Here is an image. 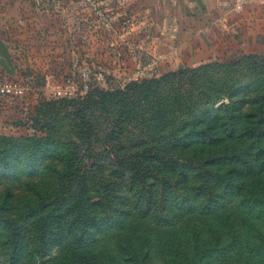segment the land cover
<instances>
[{"label": "trees", "instance_id": "trees-1", "mask_svg": "<svg viewBox=\"0 0 264 264\" xmlns=\"http://www.w3.org/2000/svg\"><path fill=\"white\" fill-rule=\"evenodd\" d=\"M77 5L86 30L101 27ZM117 42L107 48L126 51ZM231 58L57 99L79 121L80 162L48 198H0V262L264 264V82L210 73ZM90 110L111 113L105 131L84 127Z\"/></svg>", "mask_w": 264, "mask_h": 264}, {"label": "crops", "instance_id": "crops-1", "mask_svg": "<svg viewBox=\"0 0 264 264\" xmlns=\"http://www.w3.org/2000/svg\"><path fill=\"white\" fill-rule=\"evenodd\" d=\"M96 1L109 28L86 30L77 0H0V81L34 88L37 78H64L97 51L116 53L107 46L117 41L169 69L264 55V0H246L239 12L233 0Z\"/></svg>", "mask_w": 264, "mask_h": 264}, {"label": "rangeland", "instance_id": "rangeland-1", "mask_svg": "<svg viewBox=\"0 0 264 264\" xmlns=\"http://www.w3.org/2000/svg\"><path fill=\"white\" fill-rule=\"evenodd\" d=\"M127 46L128 50L120 51L121 55L119 52L107 55L97 51L94 59L82 62L73 74L59 78L58 81L66 82L76 78L79 69L88 67L92 72H103L105 88L102 90L118 91L131 82L158 79L183 69H169L152 57L141 55L135 43ZM231 59L236 64L230 68H213L210 73H222L225 79L241 83L254 78H261L264 82V55H255L254 58L236 56ZM151 63L153 67L149 70L148 65ZM45 85L44 78H37L34 88L30 87L24 97L11 101L0 99V198L10 202L15 199L25 201L48 198L50 192L57 188V178L65 165L75 166L80 162L78 159L82 140L79 121L73 115L74 109L57 102ZM224 104L225 101L219 106ZM60 106L63 110L59 109ZM94 111L85 114L83 124L87 123V126L84 127H90L91 124L94 130L105 131L110 125L111 113ZM37 117L47 120L46 130L38 133L28 131L31 120ZM128 146L126 143L124 148ZM25 206L21 204L18 208L23 211ZM23 260L18 264H39L36 258ZM0 264L9 263L1 260Z\"/></svg>", "mask_w": 264, "mask_h": 264}, {"label": "built area", "instance_id": "built-area-1", "mask_svg": "<svg viewBox=\"0 0 264 264\" xmlns=\"http://www.w3.org/2000/svg\"><path fill=\"white\" fill-rule=\"evenodd\" d=\"M88 10L92 13L102 27H110L109 20L105 17L102 9L96 0H84ZM246 0H233V9L239 12L243 9ZM153 63L148 65L151 70ZM146 69V68H145ZM104 74L96 70L92 72L90 68H81L76 78L66 82L58 80H48L46 82V90L51 93L55 99H74L82 98L91 90L93 86L103 89ZM30 88L26 82L21 80L0 81V97L7 100H14L23 97Z\"/></svg>", "mask_w": 264, "mask_h": 264}]
</instances>
